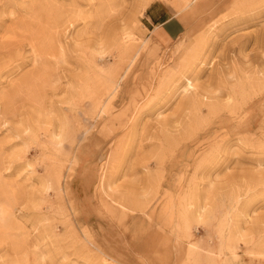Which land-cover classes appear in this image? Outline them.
<instances>
[{
    "label": "rangeland",
    "instance_id": "rangeland-1",
    "mask_svg": "<svg viewBox=\"0 0 264 264\" xmlns=\"http://www.w3.org/2000/svg\"><path fill=\"white\" fill-rule=\"evenodd\" d=\"M0 264H264V0H0Z\"/></svg>",
    "mask_w": 264,
    "mask_h": 264
},
{
    "label": "crops",
    "instance_id": "crops-1",
    "mask_svg": "<svg viewBox=\"0 0 264 264\" xmlns=\"http://www.w3.org/2000/svg\"><path fill=\"white\" fill-rule=\"evenodd\" d=\"M148 31L161 45L173 44L186 32V23L172 15L165 16L163 6L158 2H151L145 10Z\"/></svg>",
    "mask_w": 264,
    "mask_h": 264
},
{
    "label": "bare ground",
    "instance_id": "bare-ground-1",
    "mask_svg": "<svg viewBox=\"0 0 264 264\" xmlns=\"http://www.w3.org/2000/svg\"><path fill=\"white\" fill-rule=\"evenodd\" d=\"M189 88H190V86H189ZM191 89V88H190ZM1 216H2V214H1Z\"/></svg>",
    "mask_w": 264,
    "mask_h": 264
}]
</instances>
